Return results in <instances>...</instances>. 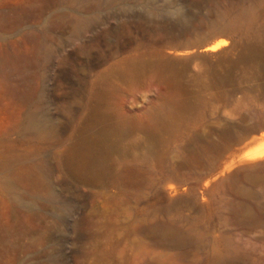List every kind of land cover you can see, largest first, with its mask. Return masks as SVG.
Returning <instances> with one entry per match:
<instances>
[{
	"label": "rangeland",
	"instance_id": "374dc122",
	"mask_svg": "<svg viewBox=\"0 0 264 264\" xmlns=\"http://www.w3.org/2000/svg\"><path fill=\"white\" fill-rule=\"evenodd\" d=\"M0 264H264V0H0Z\"/></svg>",
	"mask_w": 264,
	"mask_h": 264
},
{
	"label": "bare ground",
	"instance_id": "6f19581e",
	"mask_svg": "<svg viewBox=\"0 0 264 264\" xmlns=\"http://www.w3.org/2000/svg\"><path fill=\"white\" fill-rule=\"evenodd\" d=\"M81 20H83V19H81ZM16 21L19 24V23H22L24 21V19L22 17V18L17 19ZM225 45H226V41L221 40L218 43H216L214 46L210 47V49L211 50H215V49L220 48V47H223ZM248 46L249 45L247 44L246 47H245V51L247 50V47ZM231 49H232V46H230L228 49H226L223 54H226ZM52 53L53 52H45V55L46 56H50ZM66 159H67L68 164L71 167H75L76 165H79V166H87V165H89L90 163H93L96 160L94 153H92V152H84L83 150L77 149L75 146H73L72 148L69 149V151L67 153V156H66ZM76 171H77V169H76ZM191 195L192 194L189 193L187 196H182V197H181V195H180V197L178 196L179 197L178 199H174V204H187V203H190V201H191Z\"/></svg>",
	"mask_w": 264,
	"mask_h": 264
},
{
	"label": "water",
	"instance_id": "95a60500",
	"mask_svg": "<svg viewBox=\"0 0 264 264\" xmlns=\"http://www.w3.org/2000/svg\"><path fill=\"white\" fill-rule=\"evenodd\" d=\"M194 198H195V201H197V197H196V195L194 194V196H193Z\"/></svg>",
	"mask_w": 264,
	"mask_h": 264
}]
</instances>
